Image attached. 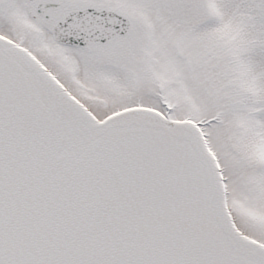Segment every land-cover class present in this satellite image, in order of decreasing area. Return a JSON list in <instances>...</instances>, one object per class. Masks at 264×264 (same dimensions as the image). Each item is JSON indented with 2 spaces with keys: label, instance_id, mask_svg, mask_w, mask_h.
Masks as SVG:
<instances>
[{
  "label": "water",
  "instance_id": "1",
  "mask_svg": "<svg viewBox=\"0 0 264 264\" xmlns=\"http://www.w3.org/2000/svg\"><path fill=\"white\" fill-rule=\"evenodd\" d=\"M131 31L85 7L51 34L86 48ZM165 120L151 107L96 120L0 36V264H264L198 127Z\"/></svg>",
  "mask_w": 264,
  "mask_h": 264
},
{
  "label": "rangeland",
  "instance_id": "2",
  "mask_svg": "<svg viewBox=\"0 0 264 264\" xmlns=\"http://www.w3.org/2000/svg\"><path fill=\"white\" fill-rule=\"evenodd\" d=\"M40 1L59 7L39 16ZM84 6L124 14L131 33L85 50L57 45L53 23ZM0 35L98 121L151 107L197 124L237 229L264 245V0H0Z\"/></svg>",
  "mask_w": 264,
  "mask_h": 264
},
{
  "label": "flooded vegetation",
  "instance_id": "3",
  "mask_svg": "<svg viewBox=\"0 0 264 264\" xmlns=\"http://www.w3.org/2000/svg\"><path fill=\"white\" fill-rule=\"evenodd\" d=\"M44 3L45 2H42V1L37 2V4H36L37 5V12H38L39 16L48 17V15H44L45 11L47 10L44 8Z\"/></svg>",
  "mask_w": 264,
  "mask_h": 264
},
{
  "label": "bare ground",
  "instance_id": "4",
  "mask_svg": "<svg viewBox=\"0 0 264 264\" xmlns=\"http://www.w3.org/2000/svg\"><path fill=\"white\" fill-rule=\"evenodd\" d=\"M166 121V120H165Z\"/></svg>",
  "mask_w": 264,
  "mask_h": 264
}]
</instances>
